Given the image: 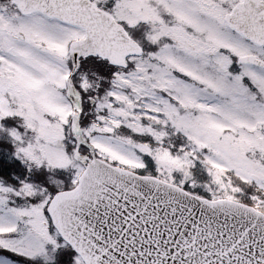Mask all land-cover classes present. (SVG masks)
<instances>
[{
  "label": "snow or ice",
  "instance_id": "snow-or-ice-1",
  "mask_svg": "<svg viewBox=\"0 0 264 264\" xmlns=\"http://www.w3.org/2000/svg\"><path fill=\"white\" fill-rule=\"evenodd\" d=\"M0 121V264H264V0H0Z\"/></svg>",
  "mask_w": 264,
  "mask_h": 264
},
{
  "label": "trees",
  "instance_id": "trees-1",
  "mask_svg": "<svg viewBox=\"0 0 264 264\" xmlns=\"http://www.w3.org/2000/svg\"><path fill=\"white\" fill-rule=\"evenodd\" d=\"M8 150L7 153H2V149ZM13 148L11 144L7 141V145L1 141L0 138V178L4 180L5 183L15 184L17 183V177L24 178L28 175L29 179L41 180L43 179V174L37 170L33 173H28L27 169L22 165L13 155ZM67 257H65L66 260ZM64 259V258H61Z\"/></svg>",
  "mask_w": 264,
  "mask_h": 264
},
{
  "label": "rangeland",
  "instance_id": "rangeland-1",
  "mask_svg": "<svg viewBox=\"0 0 264 264\" xmlns=\"http://www.w3.org/2000/svg\"><path fill=\"white\" fill-rule=\"evenodd\" d=\"M142 31V30H141ZM140 30H138V34L136 35L137 36V38H139V37H141L142 35H143V32H141ZM137 32V31H136ZM73 256H74V254L69 250L68 252H67V259H73ZM69 263V262H68ZM67 263V264H68ZM70 264V263H69Z\"/></svg>",
  "mask_w": 264,
  "mask_h": 264
}]
</instances>
